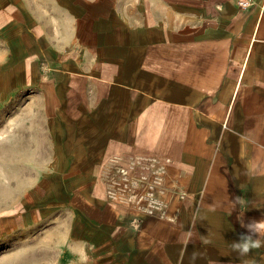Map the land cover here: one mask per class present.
Instances as JSON below:
<instances>
[{
  "label": "crops",
  "instance_id": "crops-1",
  "mask_svg": "<svg viewBox=\"0 0 264 264\" xmlns=\"http://www.w3.org/2000/svg\"><path fill=\"white\" fill-rule=\"evenodd\" d=\"M251 221L264 0H0V263L264 264Z\"/></svg>",
  "mask_w": 264,
  "mask_h": 264
},
{
  "label": "clouds",
  "instance_id": "clouds-1",
  "mask_svg": "<svg viewBox=\"0 0 264 264\" xmlns=\"http://www.w3.org/2000/svg\"><path fill=\"white\" fill-rule=\"evenodd\" d=\"M241 226L247 229V233H241L238 240L231 243V248L239 256H246L252 249L264 246V223L258 221H251L247 224L241 222ZM193 237L191 231L188 232V239L184 241L185 245Z\"/></svg>",
  "mask_w": 264,
  "mask_h": 264
},
{
  "label": "rangeland",
  "instance_id": "rangeland-1",
  "mask_svg": "<svg viewBox=\"0 0 264 264\" xmlns=\"http://www.w3.org/2000/svg\"><path fill=\"white\" fill-rule=\"evenodd\" d=\"M12 256L13 255H11L10 257H8L6 264H16V259H14L15 257H12ZM0 264H4V263L1 262Z\"/></svg>",
  "mask_w": 264,
  "mask_h": 264
},
{
  "label": "built area",
  "instance_id": "built-area-1",
  "mask_svg": "<svg viewBox=\"0 0 264 264\" xmlns=\"http://www.w3.org/2000/svg\"><path fill=\"white\" fill-rule=\"evenodd\" d=\"M239 4H240L241 6H247V4H248V0H239Z\"/></svg>",
  "mask_w": 264,
  "mask_h": 264
}]
</instances>
